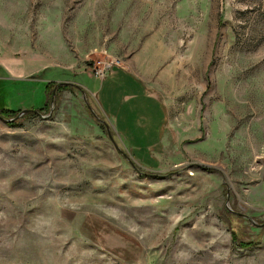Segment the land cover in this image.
Segmentation results:
<instances>
[{
    "label": "rangeland",
    "instance_id": "obj_1",
    "mask_svg": "<svg viewBox=\"0 0 264 264\" xmlns=\"http://www.w3.org/2000/svg\"><path fill=\"white\" fill-rule=\"evenodd\" d=\"M111 60L165 100L154 154L96 127ZM50 82L0 115V264H264V0H0V107Z\"/></svg>",
    "mask_w": 264,
    "mask_h": 264
},
{
    "label": "crops",
    "instance_id": "obj_2",
    "mask_svg": "<svg viewBox=\"0 0 264 264\" xmlns=\"http://www.w3.org/2000/svg\"><path fill=\"white\" fill-rule=\"evenodd\" d=\"M86 80L87 83L82 80L81 85L90 93L92 100L94 98L95 111L102 119L94 115L98 130H102L99 125L103 126L98 120L106 122L111 127V136L120 138L124 146H129L125 148L131 153L134 148L140 149V154L151 153L150 150L157 151L159 145L165 143V100L151 91L129 68L115 64L102 80L95 77H86ZM88 112L93 114L89 109Z\"/></svg>",
    "mask_w": 264,
    "mask_h": 264
},
{
    "label": "trees",
    "instance_id": "obj_3",
    "mask_svg": "<svg viewBox=\"0 0 264 264\" xmlns=\"http://www.w3.org/2000/svg\"><path fill=\"white\" fill-rule=\"evenodd\" d=\"M54 86H55V82H50V83L45 84L44 91H43V93H44V95H43L44 106H43V108L38 110L39 113H42L43 111H48L49 106H50L51 97H52V90H53ZM71 87H72L71 85H60L56 88L55 95L58 96L59 93H61L63 90L70 89ZM73 88L74 87H72V89ZM19 113H20V111H13V110H9V109L0 107V115L4 118H14ZM34 115H35L34 113H26L22 116L26 117V116H34ZM9 125L14 126L16 124L9 123ZM99 126L104 131V127L102 125H99ZM113 139H114V137H113Z\"/></svg>",
    "mask_w": 264,
    "mask_h": 264
},
{
    "label": "built area",
    "instance_id": "obj_4",
    "mask_svg": "<svg viewBox=\"0 0 264 264\" xmlns=\"http://www.w3.org/2000/svg\"><path fill=\"white\" fill-rule=\"evenodd\" d=\"M115 64H119V63H115L114 60H111L109 62H100L93 69L95 78L98 80H102L107 74V72L110 70V68Z\"/></svg>",
    "mask_w": 264,
    "mask_h": 264
},
{
    "label": "water",
    "instance_id": "obj_5",
    "mask_svg": "<svg viewBox=\"0 0 264 264\" xmlns=\"http://www.w3.org/2000/svg\"><path fill=\"white\" fill-rule=\"evenodd\" d=\"M61 84H70V83H69V82H62ZM56 88H57V86H55V87L53 88V90H52V97H51L52 100H51V101H53V98H54V96H55ZM87 108L90 110L91 113H93L92 110L89 108L88 105H87ZM26 113H34V114H38V115H39V112L36 111V110H27V111L20 112V113H19V116H22V115H24V114H26ZM98 121H99L101 124H103V126L105 127L106 132H107V134H108V137L110 138V140H112V136H111V133H110V130H109V126H108V124H107L106 122H104V121H101V120H98Z\"/></svg>",
    "mask_w": 264,
    "mask_h": 264
}]
</instances>
